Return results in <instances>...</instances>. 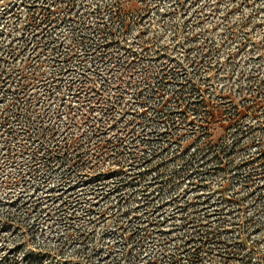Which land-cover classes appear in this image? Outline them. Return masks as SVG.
I'll use <instances>...</instances> for the list:
<instances>
[{
	"label": "rangeland",
	"instance_id": "374dc122",
	"mask_svg": "<svg viewBox=\"0 0 264 264\" xmlns=\"http://www.w3.org/2000/svg\"><path fill=\"white\" fill-rule=\"evenodd\" d=\"M99 99L128 112L78 125ZM199 228L237 241L197 264H264V0H0V264L179 259Z\"/></svg>",
	"mask_w": 264,
	"mask_h": 264
},
{
	"label": "trees",
	"instance_id": "16d2710c",
	"mask_svg": "<svg viewBox=\"0 0 264 264\" xmlns=\"http://www.w3.org/2000/svg\"><path fill=\"white\" fill-rule=\"evenodd\" d=\"M113 26V24H111ZM124 24L120 25V28H123ZM106 29L110 30L111 32L107 34L106 40H108V37H110L112 41H115L118 43V41H124L120 37L115 35V31L112 28L106 27ZM113 31V32H112ZM131 49H126L125 52L127 54V58L125 59L124 62H129L130 64H134L132 69H136V66L142 63V61H147V65L143 66L145 75L148 76L150 71H151V66L148 65L149 62H152L153 57L149 56L150 54H147L146 52L149 51V49L143 50L142 54L138 58V54H133L131 52ZM151 51H149L150 53ZM102 54L101 58L107 59L110 63L113 62V67L118 66L117 71H123L125 70L126 75L128 76L129 73V66L125 67L124 63H121L119 58L115 55L116 52H109V51H103L99 52ZM90 55V53L88 54ZM114 69V68H113ZM111 71H109L107 74L110 75ZM150 76V75H149ZM126 77V76H124ZM111 78V77H110ZM109 78V79H110ZM122 78V74L120 73L117 81L115 83H112V85L116 88L119 89L118 85H120V81ZM81 89L84 91L85 87L82 82H80ZM113 87V88H114ZM191 89L194 88L193 86H190ZM80 94V93H78ZM124 94V93H123ZM139 95V94H138ZM81 97V96H80ZM84 98V97H82ZM85 99V98H84ZM133 99H138L137 96L136 98ZM152 102V103H151ZM26 103L30 105L28 100H26ZM138 106L140 105L142 108H147L148 111H152L155 114H158L161 118L164 117H171L174 112L180 113L182 109H185L189 106V101L187 103V100L185 98L180 97H172L168 99L167 97L164 99H161L159 101L155 100H142L140 99L138 101ZM97 106V111L101 114H106L107 112H115V113H127L128 109L126 110L127 105H123L121 101L113 102V103H108L104 100H96V102L89 103V106H87L86 110L85 108L80 107V114L77 113V124L79 125L81 121H87V120H93V117L90 116V113L93 111H96L95 108ZM30 107V106H29ZM188 109V108H187ZM70 113L74 114L73 109L71 108L70 111L68 112V115L70 116ZM181 114V113H180ZM69 118V117H68ZM71 118V117H70ZM74 118V117H73ZM96 123V120H94ZM133 121H137L136 117L133 118ZM92 126V125H91ZM96 125H93L95 127ZM75 135L71 137L67 142L64 143V149L66 151H71L70 153L73 155L72 160L76 159L79 157V155L88 153L89 149L83 148L82 145H75L72 146L73 143H75ZM120 142V141H119ZM110 145L111 143L108 142ZM107 145V144H106ZM112 145H117L112 143ZM203 144H200L199 146L195 145V147L198 150H202ZM79 147V148H76ZM210 153H214V155L218 156L224 155V151L219 150H209ZM37 154V153H35ZM67 154V152H66ZM136 159H133V162H135ZM145 164L148 165V162L145 161ZM198 227V226H197ZM235 237H231L229 241L227 240H222L221 238L214 237V234L207 231V230H200V228L193 233H191L186 240L183 241L184 246L187 248L186 251H182L180 255H183L182 258L177 259L176 253L179 252L178 249H174L173 252L169 251L168 249L163 248L161 245L159 250L154 251V249L151 251L150 255L148 256L147 259V264H197L200 262V258L203 256H208L210 253H213L215 251L219 252L221 255L228 253V249L234 246V243L236 242Z\"/></svg>",
	"mask_w": 264,
	"mask_h": 264
}]
</instances>
